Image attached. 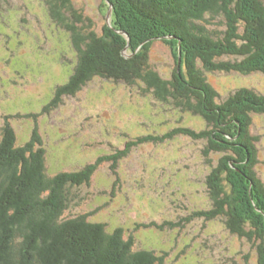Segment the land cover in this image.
Returning a JSON list of instances; mask_svg holds the SVG:
<instances>
[{"label":"trees","instance_id":"16d2710c","mask_svg":"<svg viewBox=\"0 0 264 264\" xmlns=\"http://www.w3.org/2000/svg\"><path fill=\"white\" fill-rule=\"evenodd\" d=\"M42 1L51 20L70 34L76 52L68 80L56 87L42 114L55 109L62 97H73L95 78L137 86L155 100L172 105L184 117L181 126L169 129L161 138L157 135L136 137L126 142L124 151L61 171L48 166L52 150L37 129L36 114L22 115L34 122L22 143L5 121L0 130V264H167L169 253L164 247L154 241L138 246V239L129 228L123 230L114 225L109 228V223L93 218L100 207L90 212L82 209L93 200L101 201L100 195L115 198L116 189L112 184L121 182L117 170L130 148L153 141L165 143L177 135L191 140L204 136L212 141L220 131L219 124L223 130L217 136L223 141L229 158L238 164L244 163L240 174L226 162L212 165L205 177L208 207L190 209L191 213L178 223L150 221L137 227L181 230L184 223L195 219L224 220L228 235L257 243V263L264 264V222L261 223L264 221V178L257 172L263 162L257 147L259 137L251 133L252 115H264V95L253 87L240 86L229 90L224 100L218 102V92L205 75L259 73L264 76V0H105L112 8L111 27L105 25L100 35L81 26L83 17L71 0ZM4 22L0 23V31L4 30L1 25ZM216 23L223 26L218 35L209 28ZM128 35L130 41L126 43ZM165 35L176 37L183 47L195 44L199 48L184 53L181 68L174 69L169 79L161 78L147 62L154 39ZM125 49L131 57L123 56ZM33 54L40 60L39 55ZM223 57L233 60H221ZM31 66L40 69L36 64ZM186 118L196 122L202 119L206 126L196 131L189 122L184 123ZM211 141L206 150L220 152ZM103 162H111L107 181L93 178ZM94 183L97 188L101 187L100 192L89 194L85 189ZM105 185L114 186L110 194ZM221 249L220 244L214 253L216 257L223 252ZM193 251L197 253V248ZM194 262L185 260L183 264H211L203 254Z\"/></svg>","mask_w":264,"mask_h":264},{"label":"rangeland","instance_id":"374dc122","mask_svg":"<svg viewBox=\"0 0 264 264\" xmlns=\"http://www.w3.org/2000/svg\"><path fill=\"white\" fill-rule=\"evenodd\" d=\"M71 1L72 6L83 17L81 26L88 31L100 35L105 25L110 26L112 8L105 0ZM4 20L5 24H1L4 30L0 31V130L7 121L14 129L18 142L22 143V139L28 138L34 127L32 119L22 115L36 114L37 129L52 150L51 163L47 161L51 170L76 169L78 165L80 167L93 163L101 156L124 151L126 142L135 140L136 137L157 135L161 138L169 129L182 125L184 116L172 105L155 100L150 93H143L141 88L95 78L73 97H62L55 109L42 114L43 107L54 97L56 87L68 80L74 67L76 52L71 36L51 20L42 0H0V23ZM209 28L215 35L223 30L219 23ZM125 40L126 43L130 41L129 35ZM154 40L155 44L150 46L147 62L150 69L164 79H169L174 69L181 68L186 51L199 49L195 44H188L185 48L179 39L170 35ZM11 42L16 43V46H11ZM125 51L126 49L123 56L131 57ZM33 52L39 55L40 60H36ZM229 59L231 58H221ZM19 62L23 65H19ZM34 64L40 66V69H32L31 65ZM205 75L218 92V102L224 100L229 90L240 86L253 87L257 93L264 95L263 74ZM9 114H12L10 119L5 118ZM252 120L254 126L251 133L259 137L257 147L259 159L263 162L257 172L259 177L264 178V115L253 114ZM185 121L184 123L189 122L196 131L206 126L202 119L196 122L186 118ZM211 125L215 127L213 122ZM217 128L223 130L220 124ZM239 132L240 128L237 134ZM217 135L213 136L212 141L204 136L191 140L177 135L165 143L153 141L130 148L117 170L121 182L116 185L111 182L116 189L113 191L115 198L100 195L101 201L93 200L92 204L83 207V212L100 207L93 215L96 221L109 223L106 224L109 228L111 225L123 230L129 228L131 234L138 239V246H147L154 241L159 247H164L169 253L167 264L172 261L171 264H183L185 260L195 263L201 254L206 255L208 263L211 264H258L257 243L240 241L228 235L224 220L195 219L184 223L181 230L137 227L150 221L160 223L168 220L178 223L191 213L190 209L196 206L208 207L210 202L205 177L211 171L212 165L215 167L226 162L240 174L239 170H243L244 163L238 164L234 158H229L223 141ZM209 140L220 152L210 153L206 150L210 145ZM246 156L244 153V159ZM110 166L111 162L100 164L93 178L107 181ZM105 187L110 194L113 187ZM100 189L94 183L85 191L98 194ZM248 198L247 201H250ZM263 222L262 220L261 223ZM220 244L223 252L216 257L214 253ZM195 248L197 253L193 251ZM179 254L181 255L175 260Z\"/></svg>","mask_w":264,"mask_h":264}]
</instances>
